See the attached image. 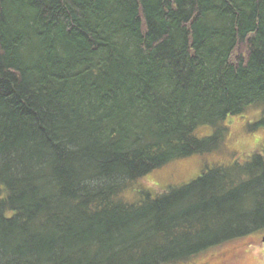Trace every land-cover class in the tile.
Wrapping results in <instances>:
<instances>
[{"label":"trees","instance_id":"1","mask_svg":"<svg viewBox=\"0 0 264 264\" xmlns=\"http://www.w3.org/2000/svg\"><path fill=\"white\" fill-rule=\"evenodd\" d=\"M249 107L264 128V0H0V264H182L264 233V143L134 186Z\"/></svg>","mask_w":264,"mask_h":264},{"label":"rangeland","instance_id":"2","mask_svg":"<svg viewBox=\"0 0 264 264\" xmlns=\"http://www.w3.org/2000/svg\"><path fill=\"white\" fill-rule=\"evenodd\" d=\"M258 111L255 107H249L239 116L229 119L225 123L227 129L224 137L215 150L170 161L153 170L144 179L139 180L134 185L135 188L145 187L161 192V188L180 185L191 180V178L193 179L204 165L223 163L219 165L229 166L232 163L229 162L233 159H235L233 162L244 163L248 160L250 153L256 151L264 143L263 127L252 128L251 130L247 128V123L259 116ZM249 126L251 127V125ZM209 132V128L198 130V134L201 135ZM262 148H264V145L260 149ZM135 193V191L126 190L123 193V198L134 201L136 198ZM262 235L263 232H255L225 242L217 247L200 252L182 264H264Z\"/></svg>","mask_w":264,"mask_h":264},{"label":"water","instance_id":"3","mask_svg":"<svg viewBox=\"0 0 264 264\" xmlns=\"http://www.w3.org/2000/svg\"><path fill=\"white\" fill-rule=\"evenodd\" d=\"M261 243H262V245L264 247V234L261 236Z\"/></svg>","mask_w":264,"mask_h":264}]
</instances>
